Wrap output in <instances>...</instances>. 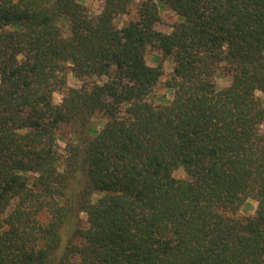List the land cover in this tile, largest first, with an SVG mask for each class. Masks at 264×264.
<instances>
[{
  "label": "trees",
  "instance_id": "1",
  "mask_svg": "<svg viewBox=\"0 0 264 264\" xmlns=\"http://www.w3.org/2000/svg\"><path fill=\"white\" fill-rule=\"evenodd\" d=\"M101 1L0 0V264H264V0Z\"/></svg>",
  "mask_w": 264,
  "mask_h": 264
},
{
  "label": "rangeland",
  "instance_id": "2",
  "mask_svg": "<svg viewBox=\"0 0 264 264\" xmlns=\"http://www.w3.org/2000/svg\"><path fill=\"white\" fill-rule=\"evenodd\" d=\"M141 0H133L129 10L126 14L118 16L115 19V25L117 27H122L126 24H128L131 21H135L138 17V4ZM81 4L85 6L87 9L88 13L90 16H96L97 14L100 13L103 2L101 0H79ZM178 21V17L176 16L175 13L172 11L166 9V8H161L160 9V21L155 24V29L164 33H169L171 31V26ZM62 28L65 29V35H68L67 31V24L62 23ZM146 63L150 66H160L162 69V76L160 78L159 83L156 85V87L153 90L152 95L150 96L149 100L154 103V104H164L168 102L169 100L172 99L173 92L172 90L168 89L166 84L167 81L170 78L171 71H172V60L169 57L163 56V54L158 51L155 48L148 47L146 50ZM231 83V77L226 74V73H220L216 76L215 78V84L218 89H222L224 87L229 86ZM81 82L70 72L68 71L66 75V88H78L80 87ZM65 91H58L54 94V102L57 104L61 101L62 94ZM256 96L260 98L261 101L264 102V97L260 92L256 93ZM106 119L102 115H95L92 119V127L95 130H99L103 124L105 123ZM61 137L58 140V145H59V154H60V162H59V170L63 171L64 170V148H65V143L63 141V137L68 138L70 134V129L69 128H63L61 131ZM177 177L183 176L182 173L178 172L176 174ZM257 203L254 200H247L240 208V211L238 213L239 216L245 217V216H250L253 215L255 212ZM83 220L85 221V215H81Z\"/></svg>",
  "mask_w": 264,
  "mask_h": 264
}]
</instances>
